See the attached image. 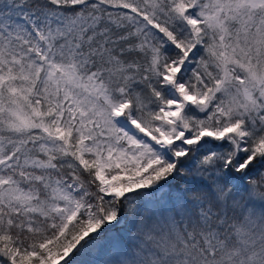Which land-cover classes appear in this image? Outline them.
<instances>
[{
  "label": "snow or ice",
  "instance_id": "6c2138e0",
  "mask_svg": "<svg viewBox=\"0 0 264 264\" xmlns=\"http://www.w3.org/2000/svg\"><path fill=\"white\" fill-rule=\"evenodd\" d=\"M0 264H264V0H0Z\"/></svg>",
  "mask_w": 264,
  "mask_h": 264
}]
</instances>
